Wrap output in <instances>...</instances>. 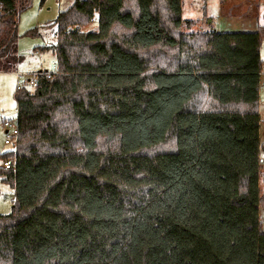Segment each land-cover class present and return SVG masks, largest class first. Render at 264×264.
Listing matches in <instances>:
<instances>
[{
  "label": "trees",
  "instance_id": "trees-1",
  "mask_svg": "<svg viewBox=\"0 0 264 264\" xmlns=\"http://www.w3.org/2000/svg\"><path fill=\"white\" fill-rule=\"evenodd\" d=\"M130 1L59 11V74L14 92L0 264H264V25L195 32L181 0ZM28 2L0 0V72Z\"/></svg>",
  "mask_w": 264,
  "mask_h": 264
},
{
  "label": "rangeland",
  "instance_id": "rangeland-1",
  "mask_svg": "<svg viewBox=\"0 0 264 264\" xmlns=\"http://www.w3.org/2000/svg\"><path fill=\"white\" fill-rule=\"evenodd\" d=\"M27 7L20 12L17 22V39L18 52L22 55V60L18 64V73L25 75L31 74L38 70L58 75V66L54 53L50 50V46L55 43L54 20L59 11L70 7L74 0H28ZM256 15L248 17L249 20L241 29L233 30L232 28L224 29L225 32H241L252 31L257 25H264V0H256ZM127 4L131 5V1L127 0ZM218 0H181V12L183 19H192L196 24L192 27V31L206 32L215 26L219 27L220 17L218 13L221 11ZM212 21L215 22L212 23ZM223 21L222 23H224ZM253 24V25H250ZM252 26V27H251ZM96 28V17L88 23L81 25L83 31ZM37 29L35 35L29 34L31 30ZM260 56L264 65V38L260 44ZM55 62L56 66H52ZM264 71V68L262 69ZM16 76L13 72H0V155L11 151L14 144H5L6 137L4 120L16 119V102L14 92L16 87ZM34 89L33 86H27ZM259 140L264 145V73L260 76L259 85ZM10 132V131H9ZM99 148L104 149L108 144L104 139L99 142ZM166 148V144L163 145ZM157 148L155 151H158ZM153 152V151H152ZM264 157V148L261 150ZM263 159V158H262ZM261 170L259 174V185L261 194H264V161H261ZM0 167L3 168V161L0 159ZM14 191L9 183L0 179V214H8L11 212ZM260 216L263 220L264 229V209L260 210Z\"/></svg>",
  "mask_w": 264,
  "mask_h": 264
},
{
  "label": "crops",
  "instance_id": "crops-1",
  "mask_svg": "<svg viewBox=\"0 0 264 264\" xmlns=\"http://www.w3.org/2000/svg\"><path fill=\"white\" fill-rule=\"evenodd\" d=\"M218 2L221 5L220 6L221 11L218 13V17H220L221 24L219 27L215 26L214 28L210 30H214L217 32H225L224 29H228V28H232L233 30L241 29V26H243L246 22H248L249 20L248 17H251L252 15H256L255 8L256 6H258L259 1H256V0H218ZM223 21L225 22L222 23ZM212 23H214L215 25L214 21H212ZM250 25H253V24H250ZM258 26L259 25H257L256 28ZM259 130H260V125H259ZM260 158H261V161H264V157L262 155L260 156ZM261 196L264 198V194H261ZM259 215H260V211H259Z\"/></svg>",
  "mask_w": 264,
  "mask_h": 264
},
{
  "label": "built area",
  "instance_id": "built-area-1",
  "mask_svg": "<svg viewBox=\"0 0 264 264\" xmlns=\"http://www.w3.org/2000/svg\"><path fill=\"white\" fill-rule=\"evenodd\" d=\"M52 66H56L55 62H53ZM264 68V67H263ZM46 71L38 70L36 72H33L31 74L25 75L24 73H18V71L14 72L16 76V87L15 90L23 87V86H33L35 87L37 84V81L40 76L42 75H53V73H46ZM264 71H261V74H263ZM3 127L5 128L6 137L4 139L5 144H14L16 142V135H17V123L16 119L14 121L12 120H4L3 121ZM10 131V132H9ZM11 161L6 160L3 162V168L7 169L10 168Z\"/></svg>",
  "mask_w": 264,
  "mask_h": 264
}]
</instances>
